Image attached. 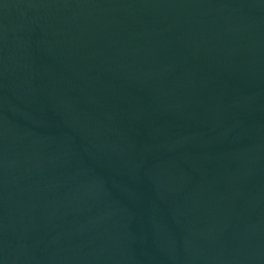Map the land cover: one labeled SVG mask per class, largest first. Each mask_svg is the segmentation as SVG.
I'll return each instance as SVG.
<instances>
[{
    "label": "water",
    "instance_id": "water-1",
    "mask_svg": "<svg viewBox=\"0 0 264 264\" xmlns=\"http://www.w3.org/2000/svg\"><path fill=\"white\" fill-rule=\"evenodd\" d=\"M0 264H264V0H0Z\"/></svg>",
    "mask_w": 264,
    "mask_h": 264
}]
</instances>
